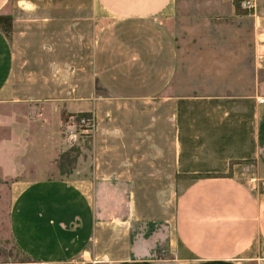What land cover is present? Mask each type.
<instances>
[{
	"label": "crops",
	"instance_id": "obj_1",
	"mask_svg": "<svg viewBox=\"0 0 264 264\" xmlns=\"http://www.w3.org/2000/svg\"><path fill=\"white\" fill-rule=\"evenodd\" d=\"M8 14L0 104L94 124L87 174L12 182L30 264H264V0H0Z\"/></svg>",
	"mask_w": 264,
	"mask_h": 264
},
{
	"label": "rangeland",
	"instance_id": "obj_2",
	"mask_svg": "<svg viewBox=\"0 0 264 264\" xmlns=\"http://www.w3.org/2000/svg\"><path fill=\"white\" fill-rule=\"evenodd\" d=\"M69 114L63 105L0 104V264H30L10 235L12 182L89 172L92 129Z\"/></svg>",
	"mask_w": 264,
	"mask_h": 264
},
{
	"label": "trees",
	"instance_id": "obj_3",
	"mask_svg": "<svg viewBox=\"0 0 264 264\" xmlns=\"http://www.w3.org/2000/svg\"><path fill=\"white\" fill-rule=\"evenodd\" d=\"M0 30L3 32L7 39H10L12 33V17L11 15H0ZM69 118H73L74 122L80 124L82 118H91V114L87 113H78V114H69ZM30 263V261H29Z\"/></svg>",
	"mask_w": 264,
	"mask_h": 264
},
{
	"label": "built area",
	"instance_id": "obj_4",
	"mask_svg": "<svg viewBox=\"0 0 264 264\" xmlns=\"http://www.w3.org/2000/svg\"><path fill=\"white\" fill-rule=\"evenodd\" d=\"M246 5H250V1H246ZM81 125H86L89 129H93V118H82L80 120ZM92 131V130H91ZM79 264V263H76Z\"/></svg>",
	"mask_w": 264,
	"mask_h": 264
}]
</instances>
